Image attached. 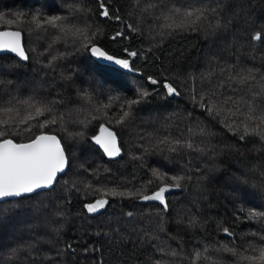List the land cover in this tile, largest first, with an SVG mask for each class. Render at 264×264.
I'll return each mask as SVG.
<instances>
[{
	"label": "trees",
	"instance_id": "1",
	"mask_svg": "<svg viewBox=\"0 0 264 264\" xmlns=\"http://www.w3.org/2000/svg\"><path fill=\"white\" fill-rule=\"evenodd\" d=\"M160 2L141 0L140 6ZM174 2L182 7H207L215 6L216 0ZM223 2L229 5L227 10L220 17L209 15L198 22L195 25L200 29L198 32L161 36L160 31L167 33L170 30L159 27L162 21L154 19L158 13L141 14L133 0H113L112 8L119 9L122 21L99 16L95 0H0V13L6 19H15L13 13H29L22 18L21 28L14 25L10 29H24V47L26 51L32 50L28 63L12 54L0 55V79L4 81L0 85V105L12 96H36L49 103L58 101L54 112L64 114V127L57 124L52 126V131L62 138L66 151H70L69 172L60 177L54 190L0 202V210H3L0 216V264H95L101 257L107 264H119L107 238L96 233L118 227L126 220L129 221L125 233L129 243L117 251L123 253L127 264H154L155 260H161L162 264H237L236 256L220 250L223 245L246 256L259 255L249 245L264 247V240H261L264 217L249 219L247 216L250 210L264 213V194L258 187L264 183V176L260 174L264 172V142L256 136L240 141L242 129L240 133L229 131L219 123L222 117L213 119L199 102L200 94L209 89L205 78L209 71L215 72L213 83L218 82L217 64L236 65L237 68L264 65V43L251 39L258 30V23L249 22L250 19L264 21V0H252L251 4L249 0ZM77 8L90 11L84 14ZM37 12L43 17H65L63 24L69 29L68 35L51 27L46 32L36 29L28 21L31 14ZM217 18H221L227 27L206 36L205 30L211 31ZM125 22L139 27L140 33H131L124 27ZM88 25L93 31L97 26L100 28V45L110 54L120 56L125 47L143 53L134 58L137 71L105 68L90 52L81 49L82 39L73 34V30L85 29ZM28 28L33 31L28 33ZM121 28L128 38L113 41L111 37ZM10 29L0 24V31ZM57 36L61 39L52 44ZM50 44L51 55L64 53L65 56L54 62L52 68L42 67L40 61L46 65L51 59L49 52H45ZM150 47L153 48L151 53L147 51ZM173 62L179 64V69L168 71ZM5 68L10 70L7 74L3 71ZM148 76L161 81L167 77L179 85L182 94L167 96L162 83L159 87L153 86L148 82ZM141 88L150 92L156 88V92L147 102L137 106L135 119L127 127L119 128L113 123L112 130L121 140L123 154L116 159L110 158L91 139L100 134L101 124L109 126L107 118L95 107L101 101L107 103L109 96L136 99ZM83 90L93 95L91 103L80 97ZM219 91L231 94L227 87ZM193 96L197 101L195 104ZM118 108L119 103H113L107 110L108 118ZM200 127L214 135L200 134ZM190 128L192 133H189ZM76 132H83V137L69 135ZM164 137L170 141L179 139L182 143L190 140L204 151L185 147L170 153L167 145L157 146V141ZM152 169H159L169 176L191 177V180L182 181L183 188L173 189L166 196L169 203L166 211L157 201L109 196L106 208L97 213L87 212L84 205L100 198L95 189L151 194L160 184L156 181L148 185V181L154 179ZM240 179L247 180L248 184H240ZM57 205L63 216L55 215ZM129 211L135 214L134 217L124 215ZM191 217L198 221L195 228L187 226ZM181 220L183 222L178 223ZM224 227H228L233 235L225 234ZM133 228L137 231L132 232ZM29 244L32 247L22 251L18 259H8L10 248ZM69 244L72 250L68 249ZM85 246L95 247L98 251L85 253ZM158 248L164 252H158ZM172 250L179 255L172 256ZM196 251L202 253L198 262L194 258ZM203 256L210 259L205 261ZM241 264L260 262L242 261Z\"/></svg>",
	"mask_w": 264,
	"mask_h": 264
},
{
	"label": "snow or ice",
	"instance_id": "2",
	"mask_svg": "<svg viewBox=\"0 0 264 264\" xmlns=\"http://www.w3.org/2000/svg\"><path fill=\"white\" fill-rule=\"evenodd\" d=\"M99 6L98 15L105 19H115L122 21V16L119 14V9L112 8L113 0H95ZM252 3V0H249ZM133 4L137 7L141 14L152 15L153 11L158 13L154 15V19L162 21L159 27L161 29H169L165 33L160 31V35H176L179 32L193 31L198 32L200 29L195 25L202 19H207L209 15L220 17L221 13L225 12L229 5H226L223 0H216L215 6L207 7H182L178 6L174 0H168L167 3H146L145 6L141 5V0H133ZM77 11L87 14L90 10L77 8ZM15 19H6L3 13H0V24L6 25L9 29L12 26L21 28L24 23L23 17L29 15L25 12H17L12 14ZM65 17L50 16L43 17L38 12L31 14L30 24H34L36 29L47 31L49 27L57 29L63 35H68L69 29L63 24ZM250 23L257 24L258 30L254 32L251 39L252 41L264 43V21L257 22L253 19L249 20ZM124 27L130 30L131 33H140V29L134 26L132 23H124ZM227 27L222 23L221 18L216 19L215 25L211 26V31L205 30V35L210 37L215 34L216 30ZM92 26L88 25L85 29H74L73 34L78 35L82 39L81 49L90 52V54L96 58L105 68L116 69L120 71L135 72V60L134 58L142 55L143 53L137 50H129L128 47L123 49L120 56L110 54L108 50L100 45L98 37L102 34L100 28L97 26L95 30H91ZM21 30H3L0 31V52L8 51L15 54L21 61L30 60L29 49L26 51L22 43ZM28 33L33 31L32 28L26 29ZM117 38L125 37L123 28L115 32L111 37L113 41ZM61 39V36H57L52 44H55ZM52 47L50 44L45 52H49ZM255 47V46H254ZM148 52H153V48L150 47ZM41 56L44 53H40ZM49 55L51 53L49 52ZM64 53L58 55H51V59L44 65L43 61H40L42 67L52 68L54 62L59 59H63ZM255 59V57H252ZM264 58V54H262ZM216 59V58H213ZM175 61V58H173ZM219 69L220 77L217 78L216 83H213L214 71H209L206 74L208 80L209 89L207 92L200 94L199 106L205 109L213 119L222 117L219 119V123L223 124L226 129L234 133L239 134V140L245 141L248 136H256L260 141L264 142V65L261 67L255 66H241L237 68L236 65H216ZM179 69V64L173 62L168 71H176ZM7 74L10 70L3 69ZM179 74V73H178ZM222 77V78H221ZM148 82L159 87L162 83L163 89L166 90L167 96H180L182 93L179 89V85H175L174 81H169L167 77L161 81L153 76L147 77ZM11 83V81H8ZM4 81L0 79V85H3ZM227 87L231 94H225L220 92V89ZM156 92V88L150 92L147 89H138L136 99H124L119 96L107 97L108 102H100L95 110L98 113H102L107 118L109 126L101 124L100 134L93 136L91 139L99 145L103 151L109 157H117L121 155V148L118 145L117 132L112 130L113 123L119 127H127L135 119V110L137 106L148 101ZM82 99L88 100L90 103L94 99L93 95L86 90L79 93ZM207 97V100H205ZM192 102L197 103L195 96L192 97ZM59 103L58 101L45 102L38 99L36 96H28L21 98L18 96H12L6 102L0 105V199L8 197H22L26 194H40L41 190H54L56 185L58 174L63 173L66 168L70 166V151H66L65 144L62 143V138L58 134H54L52 126L59 124L63 129L64 127V114L56 115L54 112V105ZM113 103H119V108L114 114L108 118V109H111ZM191 115V114H189ZM43 117V120L41 118ZM98 117H93L97 119ZM239 121V122H237ZM66 131V129H65ZM192 129H189V133H192ZM199 133L206 136L214 135L207 131L205 127L199 128ZM70 136L83 137V132L70 133ZM20 141V142H18ZM167 145V151L170 153H176L182 148L192 149L195 151L203 152L204 149L194 145L190 140H169L168 137H164L162 140L157 141V146ZM230 148V146H225ZM163 151V149H161ZM133 159H139L133 157ZM152 176L154 179L148 181V185H152L156 181L160 184L155 191L151 194H143L142 192H118L115 189L102 190L95 189V192L100 194V198H97L92 203H87L84 207L88 213H97L101 209L106 208L109 204L108 197L115 196H134L143 201H158L163 205V210H167L169 203L166 200L165 194L173 189H181L185 185L182 181L191 180V177L185 176H169L167 173H161L159 169H152ZM264 176V172L260 173ZM239 179V178H238ZM242 185H247V180H239ZM91 187V185H89ZM256 187V186H253ZM259 190L264 194V183H261ZM78 191V189H77ZM57 211L55 215L63 216V211L59 209V205L56 206ZM243 211V209H241ZM3 215V210H0V216ZM127 218L134 217V213L129 211L124 214ZM264 217V213H258L255 210L248 212L247 218L256 219ZM183 221H178L182 223ZM128 223L125 221L122 225L110 228L108 231L97 232L96 235H104L107 238L109 248L116 252L117 260L119 264H127L123 253L117 251L129 243V236L125 233L128 232ZM187 226L195 228L198 226L196 217H191L187 221ZM164 231L163 228L160 229ZM132 232L137 229H131ZM223 232L229 236L233 233L228 227L223 228ZM255 236V233H252ZM264 240V237H261ZM32 245H17L14 248H10L8 259L14 260L20 257L22 251L30 249ZM68 249L72 250V245L69 244ZM253 251L259 253L258 256H246L243 253L237 252L234 248H229L227 245L222 246V251L231 252L237 257V264H241L242 261H259L260 264H264V247H254L249 245ZM74 251V250H73ZM83 251L88 253L89 251L96 252L98 249L93 247L89 249L84 247ZM158 252H164V249L158 248ZM206 251V250H205ZM172 256H178L179 253L176 250L171 251ZM195 262L200 261L202 253L196 251L194 253ZM205 261L209 260V256H203ZM95 264H107V262L101 257L95 261ZM154 264H162L161 260H155Z\"/></svg>",
	"mask_w": 264,
	"mask_h": 264
},
{
	"label": "water",
	"instance_id": "3",
	"mask_svg": "<svg viewBox=\"0 0 264 264\" xmlns=\"http://www.w3.org/2000/svg\"><path fill=\"white\" fill-rule=\"evenodd\" d=\"M11 30V29H10ZM22 43H23V45L25 44V38H24V34H23V32H22ZM7 54H12V56H15V54H13V53H10V52H8V51H2V52H0V55H7ZM16 57V56H15ZM17 59H19V58H17ZM20 60V59H19ZM21 61V60H20ZM23 62H25V63H28V61H23ZM117 139H118V145H119V147L121 148V140L119 139V137L117 136ZM94 143H95V141H94ZM100 147V146H99ZM103 150V149H102ZM122 154H123V152H122V149H121V155L120 156H117V157H121L122 156ZM117 157H110V158H113V159H116ZM69 168L70 167H68V168H66L65 169V171L63 172V173H60V174H58V178H57V181L60 179V177H62V176H64L65 175V173H67V172H69ZM59 182V181H58ZM58 182L56 183V185L58 184ZM55 185V186H56ZM41 191H49V190H41ZM170 194V192H168V193H166L165 194V196H168ZM33 195H35V194H26L25 196H22V197H8V198H3V199H0V202H7V201H10V200H13V199H20V198H24V197H26V196H33ZM158 202V201H157ZM158 203H160V202H158ZM163 206V205H162Z\"/></svg>",
	"mask_w": 264,
	"mask_h": 264
},
{
	"label": "rangeland",
	"instance_id": "4",
	"mask_svg": "<svg viewBox=\"0 0 264 264\" xmlns=\"http://www.w3.org/2000/svg\"><path fill=\"white\" fill-rule=\"evenodd\" d=\"M102 210V209H101Z\"/></svg>",
	"mask_w": 264,
	"mask_h": 264
}]
</instances>
